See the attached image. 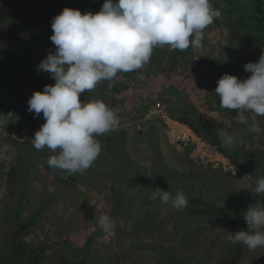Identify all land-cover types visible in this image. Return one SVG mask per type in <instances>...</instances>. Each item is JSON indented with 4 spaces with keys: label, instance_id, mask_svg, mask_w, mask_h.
<instances>
[{
    "label": "rangeland",
    "instance_id": "1",
    "mask_svg": "<svg viewBox=\"0 0 264 264\" xmlns=\"http://www.w3.org/2000/svg\"><path fill=\"white\" fill-rule=\"evenodd\" d=\"M244 1L245 0H240L237 3L236 0H231L230 6L234 8L237 5L236 10L241 7L248 10L246 9L248 6L241 5ZM248 1L250 4L253 0ZM256 1L259 3L250 6L254 12H257L255 7L261 5V0ZM23 3L24 0H0L1 24L6 25L7 20L12 18V16L13 23L11 22V24L6 26L8 27L16 23V18L20 12L22 13L21 7ZM39 17L41 16L36 15V18ZM6 18L7 20H5ZM233 18H235L233 13H227L226 15L221 13V16L208 26L206 33L212 38H209L206 44L212 41H219L221 46L214 51L213 54H205V56H209L207 58H219V64L227 66L224 72L235 75L240 79H245L249 77L251 73L246 72L243 65L248 62L258 61L262 52L258 54L256 61L253 60L252 56L253 53L259 52V50L264 47V40L260 43L255 42L252 45L251 43H245V45L243 43H235L231 38V29L233 25L237 24L239 28L247 27L254 31L260 28L258 25H251L247 22L243 23V20L234 22ZM32 26L33 29L36 27V25ZM262 30L264 31V24ZM234 39L240 40L237 35L234 36ZM26 46L31 52L33 63L37 68L39 63L43 60V58H39L38 55L39 47L34 45L33 48L29 40H26ZM252 46H255L256 49L253 50ZM51 47L52 45L49 47V50L44 52L43 56L46 57V55L52 51ZM207 49H210V47ZM161 50L165 51L164 48ZM197 52L204 51L195 48L189 53V56L178 62L173 61L171 55H169V59L165 58L161 60L168 68L165 72L160 70L155 72V69H150L145 66L147 63L142 68L138 69L135 75H133L134 77L130 80L132 86H134L133 89L128 91L130 95L127 96L126 94H122L120 97L126 105L134 101L135 97L133 93L145 87L143 84L144 82L141 81L146 77L144 74H151L157 87H146L147 89L144 90L143 95L140 97V101H143V103L147 102L146 105H150L145 118L140 121H132L131 118L134 113L129 114L128 111L123 109V106H120L122 108L114 109V112H121L117 115L120 119V127L116 131L98 137L102 145V151L98 159L93 166L83 174H73V179L70 182L71 186H67L66 182H58L55 177L45 171L44 160L47 161L48 158L51 155H55V153L48 148L38 151L33 145H28L31 142L25 141L22 136L24 131L29 130L28 128L21 131L10 132L4 127L7 118L16 116V113L12 111V105L16 104L14 108L19 103L28 106L27 101L30 94L24 81L20 82L16 90L8 87L9 93L7 88L1 85L3 88L2 94H4L8 100L5 103V107H3V102H0V134L6 136V133L19 142L28 143L25 146H21L17 144L14 145V141L11 140H0V151H3L7 156L6 160L0 161V211L6 206H14L15 202L17 205L20 201L19 210L23 211L21 222L30 225L31 222H37L36 227L38 230L35 228L34 231L26 235V238H24L26 244L33 239L44 243L47 241H54V245H58L65 256H71L73 250L79 248L77 245H71L69 239H66L69 235L70 228V238L73 237V234H76V236L78 234L80 236L85 234L83 238L93 237L95 239L93 252L96 255L99 254L102 257L113 254H117V257L126 256V264H171L168 258L178 255V249L188 254H196L198 250L205 251L207 245L212 243V239L223 233L220 226L231 227L228 218L220 220L216 217L217 212L214 211V208L221 207V198L224 196L227 198L235 195L234 199H237L238 196H241L243 190H250L249 197H245L247 205H244L245 199L242 201L244 208L247 209L249 205H264V194L257 196L251 193L252 188L255 186L254 181L264 177V116L256 117V121L261 128V132L256 134L249 131L248 125L240 123L235 118L238 114L236 110L223 109L218 106L219 97H214L213 95L215 87L217 86L215 83L218 79L213 83L214 79L209 76H206L203 78L204 80H202L200 74L203 72L201 70H199L197 74L196 72L194 73V70L197 69V62L191 58L198 55ZM243 52L247 53V58L242 59L239 64L234 65L238 57L237 55ZM155 56L156 54L152 53L151 57L153 58ZM152 58H150L148 63L151 62ZM228 63H230L231 66H228ZM215 72H217V70ZM41 73L44 74L45 72ZM130 73L131 72H129V74ZM206 73L210 72L207 71ZM135 77L137 81L134 83ZM121 78V74L118 73L114 81L117 80L119 84H123L124 80ZM164 78L169 81L170 91H162L163 87L160 86L161 84L159 85L161 79ZM109 83V81H101L94 90L88 91V93L106 102L109 100L108 98H111V87H109ZM177 83L180 84L178 85ZM186 84H189L191 94L187 93L188 90L184 89ZM168 87L169 86L166 88ZM175 87H178L180 92L174 91L173 89ZM81 96L86 98V101L82 99ZM81 96L80 99L82 102H89L91 99L86 93H82ZM153 100L164 101V103L153 104ZM201 102L204 104L203 108L205 114L203 113L202 107L200 108ZM205 105H209L210 108L205 107ZM192 109H194L197 114H190L189 112ZM172 111L174 113H186L193 121L199 119L198 113L208 116L209 120L213 121L211 123V129H209L219 141L221 140L219 136L220 130H224L228 133L234 131L236 134L233 136L236 137L237 143L230 148H233V154L231 153V155L235 156L232 157L235 158V160L233 159V161L230 157L224 155L221 150L218 149L217 145L211 144L205 137L196 132L189 125L183 124L191 130H185L184 132L171 131L172 128L169 126L175 125L178 122L177 119L172 117ZM246 116H248L250 124L252 122V115L246 113ZM16 118L19 117L16 116ZM151 126L153 128L152 130H158L159 139L156 141V147H154L153 138L155 137L153 131L148 137H146L145 134V132H147L146 130H150ZM232 127L234 128L232 129ZM180 134L193 136L191 138L192 141L186 146L182 144V146L179 147V145L184 142ZM220 143L222 142L220 141ZM204 144L212 145L213 147L211 148L213 150L214 148L217 149L219 155L210 157V152ZM199 146H201V149ZM25 148L31 150L30 153L32 156L30 157V164L25 163L24 165L29 168V170L31 169L29 165H34L35 180L32 182L30 180L27 185L23 186V182L24 180L26 182L29 174V170H26L23 176H20L12 185L9 183V179L16 168L14 162L21 152L27 151ZM158 148H160V150ZM159 155H161L162 158ZM204 164L205 166H210L209 170L207 169L208 172H206V175L201 174V172L204 171ZM117 165L122 166L121 170L117 169ZM137 165L139 167H137ZM206 167L208 168V166ZM133 171L138 172L134 173ZM155 172L160 174L162 181L159 182L158 178H156L157 176L153 175ZM184 174H188L190 179L184 178ZM248 175H250V177ZM122 176L123 178H135L136 180H140V184H137L136 188L134 186L122 188L126 190L131 197L129 201L126 202V205H128L126 207L127 213L118 217L110 210H107L106 206L110 203L109 197L111 195V188L115 185L121 187L122 183L120 182V178ZM140 176L141 179H139ZM194 180L195 183L204 184L206 188H209L213 193L209 194L206 191L204 197L201 196L202 201H200V205L194 207L197 208L204 217L200 218L193 216L196 219H194L193 223L190 225V227L195 229L192 237L187 236L185 233L189 227L180 231L175 228L176 214L179 218L181 212L179 213V210H174L171 204H164L162 202L159 204L160 207L158 208L160 213L159 220L166 224L163 225L165 226L164 233L160 237L151 239V237L147 236L145 233L136 235V233L131 231V229L134 228V222L136 220L141 221L146 212L155 208L156 203L151 205L149 203V201L154 202L153 199H150L152 190H155L157 187L165 191L170 189L173 195H175L178 190H183L186 198L189 200V204H192V199H199V194L193 191ZM219 180H222L223 184L225 182L229 183L228 189L222 190L216 188L215 186L218 184ZM215 192L219 195H214ZM23 196L27 198L23 200ZM39 209L40 213L37 212ZM147 209L149 210L145 211ZM74 210H76V215L75 213H71ZM186 210L187 208L183 209L184 212ZM188 210H191V207ZM104 214L110 215L115 222V227L111 234L104 233L98 224L99 217ZM173 215L174 218H172V220L169 219V216L173 217ZM0 220L3 221L0 226L10 225V223L5 222H9V220ZM212 221L215 224H212ZM88 227H90L89 230ZM31 228L33 229V227ZM199 228L205 229L204 231L202 230V234H200L201 230ZM129 229L130 232L128 234L127 231H129ZM62 234L64 237H61ZM157 240L161 242L159 244H164L169 247L168 249H164L162 253L164 258L152 256L150 251H146L147 248L141 247V251H138V247H133V244L138 242H140V246H142L146 245L148 242H153L155 244ZM193 242L196 247L188 249L187 245L190 243L193 244ZM200 242H204V244H199ZM226 243L227 248H230L231 243L228 238ZM128 251L133 254H128ZM233 251V253H229L224 249L223 244L219 243V247L215 249L212 256L207 259H195L196 261L192 263L216 264L218 258L223 255H236L241 259L236 264H264V247L249 250L245 245L240 244L237 245V248ZM134 253L142 257L143 261L136 260Z\"/></svg>",
    "mask_w": 264,
    "mask_h": 264
},
{
    "label": "clouds",
    "instance_id": "2",
    "mask_svg": "<svg viewBox=\"0 0 264 264\" xmlns=\"http://www.w3.org/2000/svg\"><path fill=\"white\" fill-rule=\"evenodd\" d=\"M220 16L211 0H104L95 14L65 7L51 22L50 40L55 51L37 66L55 83L35 91L27 101V110L35 117L42 113L45 121L30 141L33 147L55 153L47 160L54 170L69 175L86 172L102 151L98 137L118 130L120 119L104 101L82 102L81 94L94 90L101 81H109L113 87L118 73L142 68L157 47L181 52L202 48L205 30ZM243 67L251 73L249 77L240 79L225 73L217 80L214 93L221 108L236 110L235 118L259 134L256 117L264 116V53L257 62ZM246 113L252 115L250 124ZM219 136L225 147L237 143L236 137L224 130ZM6 159L0 151V161ZM254 184L251 193L264 194V177ZM150 199L171 204L176 210L189 205L183 190L173 195L157 187ZM243 219L248 230L228 233L229 241L242 243L249 250L264 247V205H249ZM98 224L106 234L115 227L108 214L100 216Z\"/></svg>",
    "mask_w": 264,
    "mask_h": 264
},
{
    "label": "trees",
    "instance_id": "3",
    "mask_svg": "<svg viewBox=\"0 0 264 264\" xmlns=\"http://www.w3.org/2000/svg\"><path fill=\"white\" fill-rule=\"evenodd\" d=\"M231 0H211V5L214 9H219L220 11H239V13L246 15L248 12L244 8H240L236 10V6L234 8H231L230 6ZM104 3V0H24L23 6L21 7L22 13L20 12L19 16L16 18V23L6 26L13 23V16L12 18L7 20L6 25H2L0 22V102H3L5 107V103L8 100L7 97L2 94V86H5V88L10 87L13 90L18 89V85L20 82L24 81L25 86L28 88L30 96L35 91H43V87L45 85H51L54 84L55 81L51 78L50 74H42L37 70L33 63L32 54L29 51L28 47L26 46V40H29L32 43V46L34 48V45L39 47L38 55L39 58H45L44 52L49 50L50 46L52 52L55 50V46L50 40V36L52 33L51 28V22L55 15H58L62 12V10L65 7L72 8V9H79L81 13L85 12H92L93 14L100 11L102 5ZM245 6V4H243ZM37 16H41L39 18H36ZM251 19L257 20V21H263V17L260 16V13L254 12V14L251 16ZM247 22V20L243 19V23ZM32 25H36V27L33 29ZM239 25L235 24L233 25L231 29V38L235 43H251V45L255 42H259L257 40L258 33L256 31L252 32L249 28H239ZM263 28V25L261 26ZM247 28V30H246ZM261 28V29H262ZM36 29V30H35ZM237 35V37L240 40H235L234 36ZM209 38H212L206 33L205 30V39L203 42L202 49L204 52H197L198 55L191 58L192 60L197 62V69L194 70V73H198L199 70H201L203 73L200 74L203 78L206 76L212 77L213 83L216 82L217 79H219L221 76H223L225 73L224 69L227 67L226 65L219 64L218 60L219 58H207L209 56H205V54H213L214 51H216L221 44L219 41H212L211 43L206 44V41L209 40ZM260 39V38H258ZM46 43H45V42ZM260 43V42H259ZM264 46V45H263ZM210 47V49H207ZM164 48L165 51H162L161 49ZM195 48L189 47V49L185 51H179V50H172L168 46L164 47H157L153 50V53L156 54L155 57H151V62L147 63L145 66L149 67L150 69H155L154 71L157 72V70H160L162 72H165L168 70V68L165 66L164 63H162L161 60L163 59H169V55H171V58L173 61L178 62L179 60H184L187 56H189V53L194 50ZM252 49L255 50V46H252ZM33 50V49H32ZM264 53V47L259 50V52L253 53V60L256 61V58L258 57V54ZM238 53V52H237ZM236 54V53H233ZM238 56V57H237ZM236 57V61L234 65L239 64L242 59L247 58V53H241L238 54ZM205 58V60H204ZM202 60V61H201ZM165 61V60H164ZM204 62V63H203ZM228 66H231L230 63H228ZM217 70V72H215ZM138 70H135L129 74V72L124 73L121 72L122 80H124L123 84H119L118 81H114V86L111 87V98H108V104L107 101L105 102L107 106L114 110L116 108H122L120 106H123V109L129 112V114L134 113L133 117L131 118L132 121H140L145 118L146 113L148 112V108L150 105H146L147 102L143 103V101H140V97L143 95L144 90L148 88H156L157 85L154 82L153 76L150 74H144L146 77L142 79L141 81L144 82L143 84L145 87L140 90H136L133 93V96L135 97L134 101H131L129 104H125L122 99L121 95L126 94L129 96L128 91L133 89L134 86H132L130 80L133 75ZM209 71L210 73H206ZM228 74V73H227ZM212 75V76H211ZM51 80V81H50ZM128 80V81H127ZM137 81L136 77L134 80V83ZM161 84V85H160ZM178 85L180 83H177ZM217 85V83H215ZM2 85V86H1ZM9 85V86H8ZM159 85L162 88V91L167 92L170 91V84L169 81L164 78L161 79V83L159 82ZM169 86L168 88H166ZM193 86V85H191ZM215 87V86H214ZM189 84H186L184 86V89L188 90L187 93L191 94V90H189ZM216 88V87H215ZM139 89V88H136ZM174 91L180 92L178 87H175L173 89ZM190 91V92H189ZM11 92V91H10ZM9 93V90H8ZM88 97H90L91 100L97 99L92 94L85 92ZM120 94V95H119ZM214 97L216 94L213 92ZM82 99L86 101V98ZM145 97V96H144ZM205 97V96H204ZM217 97V96H216ZM205 102V100H204ZM160 104L164 103V101H157L153 100V104ZM16 104L12 105V111L16 113V116L19 118H16V116L7 118L5 121L4 127L9 130L10 132L13 131H21L23 129L28 128L29 130L35 131L39 130L40 126L45 122L42 113L39 117H35L33 113H30L27 109L28 106H25L23 103L17 104V106L14 108ZM118 106V107H117ZM204 104L201 102L200 108L202 107L203 113L205 114V110L203 108ZM219 106V105H218ZM205 107L210 108L209 105H205ZM1 108V106H0ZM117 115H119L121 112H115ZM190 114H197L194 109L190 110ZM199 119L197 121L191 120V118L183 112L174 113L172 111V117L177 119L178 122L182 124L189 125L192 127L196 132L200 133L203 137H205L211 144L217 145L218 149L221 150V152L226 155L227 157H230V159H234L232 157L231 153L233 154V148L225 147L223 143H220L217 137H215L214 133L211 132V123L212 120H209L208 116H204L200 113H198ZM202 115V116H201ZM157 122V121H155ZM151 123V122H149ZM152 125V124H151ZM199 125V126H198ZM210 128V129H209ZM214 128V127H213ZM234 127H232L233 129ZM152 126L150 130H146L145 132L146 137L149 136V134H154V147L157 146V142L159 139L158 136V130H152ZM229 134H236L234 131H230ZM261 137V136H260ZM11 140L14 141L13 144L25 146L28 142H19L9 135H1L0 134V140ZM32 145V143L28 144ZM160 150V148H158ZM25 152H21L18 156V158L15 160V170L14 173H12L11 178L9 179L10 184H14L17 179L20 176H23V173L26 172V170H29V168L25 167V163L30 164V157L32 156L29 149L25 148ZM35 153V152H34ZM40 155V154H39ZM161 158L162 156L159 155ZM122 157V156H121ZM120 157V158H121ZM120 160V159H119ZM233 160V161H234ZM44 169L45 171L55 177L58 182H66L67 186H71V180L73 179V174L69 175L66 171H60V170H54L50 168L47 164V161L44 160ZM123 163V162H121ZM134 164V163H133ZM195 164V163H194ZM30 170L29 174L27 176V180L23 182V186L27 185V183L31 180H35L34 176V165H29ZM204 166V171L201 172L202 175H206V172L209 170L208 168ZM202 166V167H203ZM137 167H139L137 165ZM122 166L117 165V169L121 170ZM155 168V167H154ZM145 169V168H142ZM208 169V170H207ZM140 171V170H139ZM134 173L138 171H133ZM121 174V172H120ZM119 174V176H120ZM131 175V174H129ZM128 175V176H129ZM134 175V174H132ZM154 176H157L158 181H162V178L160 174L157 172L153 173ZM118 176V177H119ZM184 178L190 179V176L188 174H184ZM141 179V176L139 177ZM75 182V181H74ZM120 182L122 183L121 187L115 185L110 190V197H109V204H107L106 209L110 210L114 215L116 216H122L126 214V202L129 201L131 195L127 193L126 190L122 189L127 186L135 187L137 184H140V180H136L135 178H123V176L120 178ZM222 180H219L218 184L215 186L218 189L226 190L229 187V183H222ZM194 184V192L199 194V199H192L193 203L189 204L187 207V210L184 212L183 210H179L178 212L180 214L179 218L176 214V220H175V228L180 231L184 230L189 227L188 230L185 231L187 236H191L194 234L195 229L190 227V225L193 223V220L196 219L195 217H204L201 212L194 207H198L200 205V201H202L201 196L204 197V194L206 191L211 194L213 191H211L209 188H206L204 184H198L195 183V180L193 182ZM95 187V184H94ZM167 191H170L167 190ZM249 191H244L241 193V196L235 197L237 199H234V196H229L225 198H221V207L214 208V211L216 213V217L220 220H223L224 218H228V221L230 222V226L223 227L220 226L221 230H223V233L214 237L212 239V243L207 245V249L205 251H200L196 254H188L185 252H181V249H178V255L172 256L168 259H170L171 264H193V261H196L195 259H207L210 256H212V253L219 247V243L223 244L224 249L227 250L229 253L234 252L235 248H237V245H240L242 243H236L232 244L231 247L227 248L226 242L228 238V233H235L237 231H247L248 225L246 224L245 220L243 219V213L247 210L242 205L244 201V205H247L246 198L249 197ZM218 196L219 194L217 192L214 193V195ZM246 197V198H245ZM26 196H23V200L26 199ZM154 202L149 201L150 205L155 204V208L153 210H145L148 211L145 213V216H143L142 220H136L134 222V228L131 229L133 233L142 234L145 233L147 236L151 237V239L160 237L164 233V228L166 223L161 222L159 220V211L158 208L160 207L161 201L159 199L153 200ZM207 201V200H206ZM16 205V202L14 203V206L12 207H4L0 211V219L9 220V222L5 221L6 223H10L8 226H0V264H126L127 258L126 256H118L117 254H113L107 257H102L99 254H94L93 252V244L94 238L93 237H86L83 238V236H80L79 234L76 236V234H73V237L70 238V228H69V235L66 237V239H69V243L73 246L77 245L79 249L73 250L71 256H65L63 254L62 250H60L58 245H54V241H47V242H40L39 240L33 239L28 242V244L25 243L24 238H26V235L30 232L34 231L36 227L37 222H31V225L28 223L21 222L22 219V213L23 211L19 210V204ZM109 205V206H108ZM191 207V210H188ZM8 208V209H6ZM78 210V209H77ZM175 210V208H174ZM76 210L72 211L71 213H75ZM156 211V212H155ZM40 213V209L37 211ZM191 212V213H190ZM76 215V213H75ZM195 216V217H193ZM174 218L172 216H169V219L172 220ZM206 219V217H205ZM212 219V218H211ZM36 221V220H34ZM3 222L0 220V224ZM212 224H215L213 221ZM33 227V229L31 228ZM91 227V226H90ZM88 227V230L90 229ZM191 228V229H190ZM201 230L200 234H202V230L205 229L199 228ZM198 229V230H199ZM199 230V231H200ZM251 231V229H249ZM129 231L127 233L129 234ZM196 235V233H195ZM61 237H64L62 234ZM77 237V238H75ZM79 237V238H78ZM217 238V240H216ZM77 239V240H75ZM225 242V244H224ZM161 242H158V240L155 242H148L146 245H141L140 242L133 244V247H138V251H141V247L147 248V252H151L152 256L161 258H164L162 256V253L164 252V249H168L164 244H159ZM199 244H204V242H200ZM186 246V245H185ZM71 247V246H70ZM196 247V245L189 244L187 245L188 249H192ZM235 247V248H234ZM199 248V247H198ZM121 249V247H120ZM258 249V248H257ZM128 254H133L132 252H127ZM228 253V254H229ZM135 254V253H134ZM136 260L143 261V258L135 254ZM116 259V261H115ZM239 260V256H230V255H223L220 258H218V262L216 264H236ZM162 263V262H161Z\"/></svg>",
    "mask_w": 264,
    "mask_h": 264
},
{
    "label": "flooded vegetation",
    "instance_id": "4",
    "mask_svg": "<svg viewBox=\"0 0 264 264\" xmlns=\"http://www.w3.org/2000/svg\"><path fill=\"white\" fill-rule=\"evenodd\" d=\"M236 1L238 3L240 0H236ZM258 3L259 2L256 1V0H253L250 4H249L248 0H245L244 2H242L241 5L245 4V6H248V8H246V9H248L247 10L248 13L246 15L239 13V11H231V12H229V11H220V12L223 13L224 15H226L227 13H229V14L233 13L235 15V18H233L234 22H239V21H241L243 19L244 20L246 19L247 23H249L251 25H258L260 29H256L255 31L258 33L257 40L259 42H261L262 40H264V31L261 29L262 28L261 26L264 24V22L257 21L256 19L255 20L251 19V16L254 14V11L250 8L251 5H255V4H258ZM260 3H261V5L260 6H256L255 8H256L257 12L260 13V16L263 17V21H264V6H263L264 0H261ZM241 8H243V7H241ZM246 30H247V28H246ZM250 30L252 32H254V30H252V29H250ZM258 38H260V39H258Z\"/></svg>",
    "mask_w": 264,
    "mask_h": 264
},
{
    "label": "built area",
    "instance_id": "5",
    "mask_svg": "<svg viewBox=\"0 0 264 264\" xmlns=\"http://www.w3.org/2000/svg\"><path fill=\"white\" fill-rule=\"evenodd\" d=\"M161 110V109H160ZM170 128H172V130L171 131H185V130H191V129H189V127H187L186 125H183V124H181V123H176L175 125H172V126H169ZM170 131V132H171ZM36 131H32V130H28V131H24L23 132V134H22V136L24 137V140L25 141H31V139L34 137V133H35ZM181 135V139L182 140H184V142L183 143H181L180 145H179V147H181L182 146V144H184L185 146L186 145H188V143L189 142H191L192 140H191V138L193 137V136H188L187 134H180ZM193 143H195V142H193ZM204 146L207 148V150L210 152V157L211 156H218L219 155V153H217L218 152V150L217 149H215L214 148V150L211 148V147H213L212 145H210V144H204ZM200 147V149H201V146H199ZM203 154V153H202ZM201 154V155H202ZM197 156H200V155H197ZM208 157V156H207Z\"/></svg>",
    "mask_w": 264,
    "mask_h": 264
}]
</instances>
